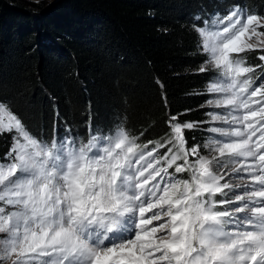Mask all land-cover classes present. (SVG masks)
<instances>
[{"label": "snow or ice", "instance_id": "obj_1", "mask_svg": "<svg viewBox=\"0 0 264 264\" xmlns=\"http://www.w3.org/2000/svg\"><path fill=\"white\" fill-rule=\"evenodd\" d=\"M195 21L206 57L195 71L216 72L209 121L170 115L147 143L120 126L46 141L0 102V135L14 133L0 161V264H264V64L241 55L264 48V16L234 7ZM201 123L207 139L189 146Z\"/></svg>", "mask_w": 264, "mask_h": 264}, {"label": "trees", "instance_id": "obj_2", "mask_svg": "<svg viewBox=\"0 0 264 264\" xmlns=\"http://www.w3.org/2000/svg\"><path fill=\"white\" fill-rule=\"evenodd\" d=\"M35 1L0 0V102L46 141L120 126L147 143L166 137L170 115L209 121L206 87L215 74L195 71L205 60L195 18L234 7L264 16V0ZM261 55L244 56L255 66ZM208 126L186 130L188 145H203ZM13 135H0V161Z\"/></svg>", "mask_w": 264, "mask_h": 264}, {"label": "rangeland", "instance_id": "obj_3", "mask_svg": "<svg viewBox=\"0 0 264 264\" xmlns=\"http://www.w3.org/2000/svg\"><path fill=\"white\" fill-rule=\"evenodd\" d=\"M36 3H38V4H42L43 5V7H46V8H48L50 5H57L58 3H60V0H36L35 1ZM220 15V14H219ZM215 16V15H214ZM214 16H212V17H214ZM220 16H222L223 17V15H220ZM212 17H210V18H212ZM209 18V19H210ZM258 31H264V29H258ZM253 40H255V37H253ZM253 50H264V48H260V47H258V48H255V49H253ZM253 50H250V51H253ZM246 53H243V54H241L242 56H243V58H244V60H245V64H246V66H249L248 65V63L246 62V59H245V55ZM205 59H206V57H205ZM261 64H264V61H262L261 62ZM214 74H215V76H216V72L213 70L212 71ZM256 81V80H255ZM209 108V107H208ZM209 110L210 111H213V109H210L209 108ZM209 111V112H210ZM215 111H223L222 109H216ZM210 126V125H209ZM178 176L180 177V175L178 174ZM180 178H182V177H180ZM183 179V178H182ZM187 179V178H186ZM0 238H2V236H0Z\"/></svg>", "mask_w": 264, "mask_h": 264}]
</instances>
